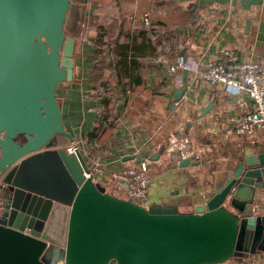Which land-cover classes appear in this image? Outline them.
Instances as JSON below:
<instances>
[{"label":"water","instance_id":"1","mask_svg":"<svg viewBox=\"0 0 264 264\" xmlns=\"http://www.w3.org/2000/svg\"><path fill=\"white\" fill-rule=\"evenodd\" d=\"M84 1L0 0V264H215L260 248L264 215L250 204L264 152L180 211L107 191L58 145L74 136L56 86L73 77Z\"/></svg>","mask_w":264,"mask_h":264},{"label":"crops","instance_id":"2","mask_svg":"<svg viewBox=\"0 0 264 264\" xmlns=\"http://www.w3.org/2000/svg\"><path fill=\"white\" fill-rule=\"evenodd\" d=\"M84 5L73 49V77L57 84L56 95L64 128L73 130V139H81L80 154L87 165L92 159L100 163L98 179L107 191L123 194V185L110 173L144 159L149 183L142 204L191 211L226 182L245 155L264 152V124L250 135L234 132L250 100L209 83L197 71L217 59L223 48L264 63V0H86ZM143 12H148L149 27L143 24ZM144 28L149 29L147 35L140 32ZM98 31L104 40L101 49L108 39L133 41L134 49L126 55L135 67L122 78L127 83L123 90L116 85L112 66L93 79ZM178 55L185 65L171 71ZM101 81L107 91L99 87ZM103 95L109 104L100 122ZM97 124L99 134L93 137ZM171 132L187 137V155L177 156L169 148ZM68 142L58 137V145ZM250 207L252 213L264 215V186L255 188ZM215 264H264V245Z\"/></svg>","mask_w":264,"mask_h":264},{"label":"built area","instance_id":"3","mask_svg":"<svg viewBox=\"0 0 264 264\" xmlns=\"http://www.w3.org/2000/svg\"><path fill=\"white\" fill-rule=\"evenodd\" d=\"M142 21L145 27H149L148 12L142 13ZM185 65V58L178 55L170 70ZM198 76L209 83L223 85L234 93H243L250 100V109L241 113L234 124V132L237 135H250L264 124V63L259 60L241 59L238 53L231 48H223L217 59L208 60L202 68H198ZM169 148L174 149L177 156L187 155L191 145L185 135L171 132L167 136ZM81 139H73L65 146L67 152H80ZM87 165V164H86ZM88 172L85 175L96 172L102 173L100 163L92 159L88 163ZM110 178L118 185H123L121 196L142 203L147 197L149 174L147 161L139 160L135 165L122 170L111 172ZM2 199L0 197V213Z\"/></svg>","mask_w":264,"mask_h":264},{"label":"trees","instance_id":"4","mask_svg":"<svg viewBox=\"0 0 264 264\" xmlns=\"http://www.w3.org/2000/svg\"><path fill=\"white\" fill-rule=\"evenodd\" d=\"M141 34L147 35L149 33V29L146 28L141 29ZM139 32V33H140ZM110 39L106 41L105 48L101 49L100 47L103 46L104 40L102 38L101 31H98L95 42L97 44L96 48L94 49V61H93V79L96 80V78L99 75V71L106 67V66H112L114 74L116 75V85L120 87L121 90L125 89V86L127 83L123 82L122 78L126 75L127 76V69H130L131 67H135L134 61L132 60V57H127V52L129 49H134L133 41L132 39L130 41H116V39L111 40ZM135 42V40H134ZM104 50V51H103ZM103 51V52H102ZM95 55L97 57L95 58ZM115 55L118 57H115ZM127 64H129L127 66ZM99 87L102 88L103 91H107L108 87L106 86L105 82L102 83V81L99 83ZM100 103L103 106V111L100 113V122L105 118L107 114V108L109 104V98L106 95H103L100 97ZM99 128L100 125L97 124L93 127L91 130V135L93 137H97L99 134Z\"/></svg>","mask_w":264,"mask_h":264},{"label":"flooded vegetation","instance_id":"5","mask_svg":"<svg viewBox=\"0 0 264 264\" xmlns=\"http://www.w3.org/2000/svg\"><path fill=\"white\" fill-rule=\"evenodd\" d=\"M59 137V136H58ZM65 138V137H64Z\"/></svg>","mask_w":264,"mask_h":264}]
</instances>
